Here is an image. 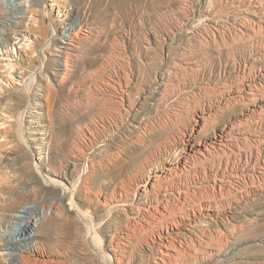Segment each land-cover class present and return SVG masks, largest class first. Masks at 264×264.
<instances>
[{"label": "rangeland", "instance_id": "rangeland-1", "mask_svg": "<svg viewBox=\"0 0 264 264\" xmlns=\"http://www.w3.org/2000/svg\"><path fill=\"white\" fill-rule=\"evenodd\" d=\"M62 32L79 35L63 53ZM263 115L264 0H0V189L53 220L28 264L145 261L143 209L186 189L264 206ZM230 125L225 154L176 162L190 129ZM168 170L172 181L146 182Z\"/></svg>", "mask_w": 264, "mask_h": 264}, {"label": "bare ground", "instance_id": "bare-ground-1", "mask_svg": "<svg viewBox=\"0 0 264 264\" xmlns=\"http://www.w3.org/2000/svg\"><path fill=\"white\" fill-rule=\"evenodd\" d=\"M24 5L25 4L21 2H18L17 4L19 8L23 7ZM32 5L33 3H29L26 6L31 7ZM69 34L70 35L63 33L58 39V42L60 44H63V46L59 48L61 53H63V50H66L69 45H72L73 41H75L74 39L79 36L77 32H70ZM249 85L250 84H247V86ZM255 86L256 85H254L253 87ZM247 89L249 88L247 87ZM231 126L232 125H230V127L226 126L212 128L209 132H204V129H202L204 131L200 130V127L199 129H190L189 132L182 135L183 137L181 139V145L179 146L180 149L178 148V161L176 162L182 161V165L180 166L182 169L186 168L190 164L194 166V164H197V162H199L197 153L200 152L201 149L207 150L209 149V147L215 150L216 153L214 155L218 154L219 156V151H223V154H225L226 150L224 148H227L230 145L231 138H233L231 137ZM34 146L35 148H39V145ZM211 156V154L209 156L205 155L203 156V160L209 162ZM211 165L213 166L214 163ZM174 170H168L169 173L163 172L164 175L162 174L161 176L155 177L157 174L156 173L155 176L148 177L146 179V182L154 179L153 181H156L158 183L157 185H159L160 181L163 179L169 178V181H172L170 177H174L175 175L177 176L178 172L177 170V172ZM258 171L260 172L261 178L258 180L257 176L259 175H257L258 173H256V180L259 181V185H264V166L260 167ZM179 174L180 173H178V175ZM254 175L255 174L251 175L253 179L255 178ZM242 177L240 178L242 179ZM153 181L151 182V184L154 183ZM56 182L57 180H53V183ZM34 184L38 191V193H36L35 195L41 194L43 192V187L37 183ZM203 185L204 184H202V186ZM141 186L142 188H144L142 184ZM204 186L206 187V185ZM197 187L199 188V186ZM208 187L210 188L211 192H209V190H205V188L202 191H200L199 188V193H197L194 188V191L191 189L192 192H187L188 190L186 189L187 191L184 190V195L182 197L179 195V193H177L178 196L173 195V197L171 198V196H169L171 192L169 194L167 193L171 199H167L164 202L158 200V202H156L154 206L151 205V210L148 209L149 207L143 209L144 211L141 213V216H145L147 214L149 215V218H153V220H151L150 222L147 219L149 223L146 220V222L150 224V227H152L151 229L149 226H147V228L149 227L148 230L151 229L152 231V237L149 239L150 241H146L144 251L145 253L147 252L146 260H140L138 264H264V233H259L258 230L259 228L261 229V227L255 228V225H259L260 222L264 220V206H261L260 204L249 205L247 203H236L237 201H235V199L237 197L234 199L235 195H233L234 193L232 190L226 191L225 188H223L224 186H219L217 187V191H215V185L214 187L212 186V188L210 186ZM154 188H156V185H154ZM2 189H0V192L6 194L7 197L5 199H1L0 209L6 208L7 212L0 214V227L2 228L0 234V252L7 264H13V261L15 262L16 258L20 261L19 263L21 264H26V260H28V263H30V257V260L26 259V257L28 256H26L24 253L34 251L38 246L37 239L48 236L50 234L53 229V220L46 217L43 207H41L40 211H36L33 206L27 205L26 203L28 200L21 194L20 191H18L13 186L7 189ZM179 190L177 191L179 192ZM142 191L145 192L144 194L153 192L147 190V188L142 189ZM153 198H155V196ZM208 199L212 200L213 203H202ZM259 201L260 200L258 199V202ZM34 213L35 215L32 216V214ZM37 214L39 216H37ZM34 217L36 219H34ZM131 223H133V221ZM140 223L134 222L133 224L136 225ZM156 224L158 225V227ZM33 226L35 227L34 233L31 232V228ZM138 226L132 228L133 233L135 232V234L141 235V233L147 231V228H144V225L139 227ZM155 227H157L158 229L156 232L154 231ZM143 228L144 230H146L143 231ZM127 229L129 230L130 228L128 227ZM33 241H35L34 245ZM116 248L115 246H112L115 259L118 260L120 257L117 254L118 249ZM6 263H2L0 261V264ZM16 263L18 264L17 261Z\"/></svg>", "mask_w": 264, "mask_h": 264}]
</instances>
